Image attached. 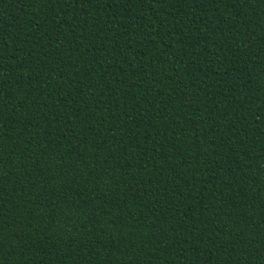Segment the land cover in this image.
<instances>
[{
    "label": "trees",
    "instance_id": "1",
    "mask_svg": "<svg viewBox=\"0 0 264 264\" xmlns=\"http://www.w3.org/2000/svg\"><path fill=\"white\" fill-rule=\"evenodd\" d=\"M0 264H264V0H0Z\"/></svg>",
    "mask_w": 264,
    "mask_h": 264
}]
</instances>
